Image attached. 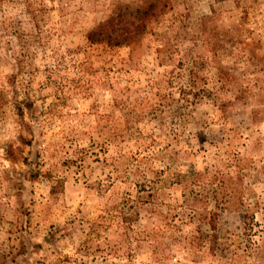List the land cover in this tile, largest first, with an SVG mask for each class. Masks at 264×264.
Masks as SVG:
<instances>
[{
  "label": "rangeland",
  "instance_id": "1",
  "mask_svg": "<svg viewBox=\"0 0 264 264\" xmlns=\"http://www.w3.org/2000/svg\"><path fill=\"white\" fill-rule=\"evenodd\" d=\"M0 264H264V0H0Z\"/></svg>",
  "mask_w": 264,
  "mask_h": 264
},
{
  "label": "trees",
  "instance_id": "2",
  "mask_svg": "<svg viewBox=\"0 0 264 264\" xmlns=\"http://www.w3.org/2000/svg\"><path fill=\"white\" fill-rule=\"evenodd\" d=\"M107 23H109V20H107L104 24L99 25L98 27H96V29H98L96 31L99 34H104V35H102V37H98V38H94V39L92 37H90V40H101V39L105 38L103 36L109 37L110 36V33L109 34H108V32L106 33ZM93 32L95 33V31H93Z\"/></svg>",
  "mask_w": 264,
  "mask_h": 264
}]
</instances>
